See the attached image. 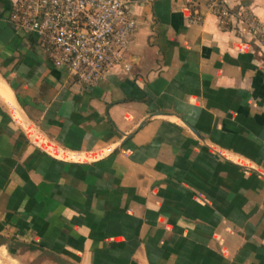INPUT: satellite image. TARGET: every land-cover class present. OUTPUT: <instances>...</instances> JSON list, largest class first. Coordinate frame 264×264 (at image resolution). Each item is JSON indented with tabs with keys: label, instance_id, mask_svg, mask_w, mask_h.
Masks as SVG:
<instances>
[{
	"label": "crops",
	"instance_id": "1",
	"mask_svg": "<svg viewBox=\"0 0 264 264\" xmlns=\"http://www.w3.org/2000/svg\"><path fill=\"white\" fill-rule=\"evenodd\" d=\"M12 4L0 247L62 264H264V45L236 18L264 28V0H226L224 28L207 0H133L137 28L95 86L54 68Z\"/></svg>",
	"mask_w": 264,
	"mask_h": 264
},
{
	"label": "built area",
	"instance_id": "2",
	"mask_svg": "<svg viewBox=\"0 0 264 264\" xmlns=\"http://www.w3.org/2000/svg\"><path fill=\"white\" fill-rule=\"evenodd\" d=\"M10 23L33 34L54 68L86 86H95L121 63L137 28L133 0H12ZM221 28L233 13L226 0H207ZM235 16V15H234ZM247 31L264 45V28L253 16L236 15ZM193 21H201L196 15ZM128 66H126V70Z\"/></svg>",
	"mask_w": 264,
	"mask_h": 264
},
{
	"label": "rangeland",
	"instance_id": "3",
	"mask_svg": "<svg viewBox=\"0 0 264 264\" xmlns=\"http://www.w3.org/2000/svg\"><path fill=\"white\" fill-rule=\"evenodd\" d=\"M51 254L41 250H31L14 246L0 247V264H62Z\"/></svg>",
	"mask_w": 264,
	"mask_h": 264
},
{
	"label": "bare ground",
	"instance_id": "4",
	"mask_svg": "<svg viewBox=\"0 0 264 264\" xmlns=\"http://www.w3.org/2000/svg\"><path fill=\"white\" fill-rule=\"evenodd\" d=\"M2 94H3V93H2ZM4 99H5L6 101H9L8 98H7V96H5Z\"/></svg>",
	"mask_w": 264,
	"mask_h": 264
}]
</instances>
